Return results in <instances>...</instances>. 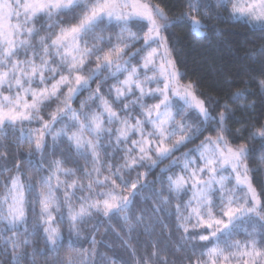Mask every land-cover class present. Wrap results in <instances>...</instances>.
I'll use <instances>...</instances> for the list:
<instances>
[{
	"label": "snow or ice",
	"instance_id": "6c2138e0",
	"mask_svg": "<svg viewBox=\"0 0 264 264\" xmlns=\"http://www.w3.org/2000/svg\"><path fill=\"white\" fill-rule=\"evenodd\" d=\"M209 7L0 0V264H264V123L205 97L170 44L223 35ZM217 8L264 32V0ZM245 59L264 110V45Z\"/></svg>",
	"mask_w": 264,
	"mask_h": 264
},
{
	"label": "trees",
	"instance_id": "16d2710c",
	"mask_svg": "<svg viewBox=\"0 0 264 264\" xmlns=\"http://www.w3.org/2000/svg\"><path fill=\"white\" fill-rule=\"evenodd\" d=\"M152 2L164 7L170 17L180 15L181 12L187 10V0H152ZM205 3L210 6L208 12L213 16V25L223 35H215L212 41L209 42L202 37H194L186 26L172 29L171 31L175 33V36L170 39V44L173 39L178 38L185 53L184 67L181 68V71H185L189 79L199 84V91L205 97L211 98L212 101L227 102L234 110L236 120H245L251 117L254 122L264 123V110L260 106V94L251 79L252 76L257 74L252 71V67H254L252 62L245 59L248 52L264 45V32L253 30L251 26L243 22L227 20V13L222 8H217L213 12V6L216 5L215 0H205ZM203 11L202 9L201 12L203 13ZM216 12H219L225 19L217 20L215 18ZM249 85H251L250 88ZM246 88L256 93V95H249L245 99L236 102L231 99L232 93ZM86 95L87 93L84 94V96ZM254 102L256 107L253 111H241L242 106ZM229 127L235 131L237 128L244 127V125L229 121ZM244 142L248 143L256 154L260 153L261 143L259 140L245 138ZM165 166L166 164H161L159 167ZM252 179L254 186H257L259 190L261 181H264V171L254 173ZM113 226L117 231L121 228V225L116 221H113ZM107 227L105 225L104 228H101L98 239L106 234L105 229ZM108 243H111L117 251H122L115 235L108 237ZM102 250L106 251V249Z\"/></svg>",
	"mask_w": 264,
	"mask_h": 264
},
{
	"label": "rangeland",
	"instance_id": "374dc122",
	"mask_svg": "<svg viewBox=\"0 0 264 264\" xmlns=\"http://www.w3.org/2000/svg\"><path fill=\"white\" fill-rule=\"evenodd\" d=\"M216 1V0H215ZM73 107H75V104L73 105Z\"/></svg>",
	"mask_w": 264,
	"mask_h": 264
}]
</instances>
